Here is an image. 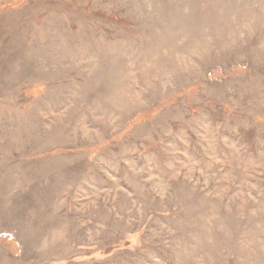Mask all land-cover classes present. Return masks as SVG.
<instances>
[{
	"label": "rangeland",
	"instance_id": "obj_1",
	"mask_svg": "<svg viewBox=\"0 0 264 264\" xmlns=\"http://www.w3.org/2000/svg\"><path fill=\"white\" fill-rule=\"evenodd\" d=\"M0 264H264V0H0Z\"/></svg>",
	"mask_w": 264,
	"mask_h": 264
},
{
	"label": "bare ground",
	"instance_id": "obj_2",
	"mask_svg": "<svg viewBox=\"0 0 264 264\" xmlns=\"http://www.w3.org/2000/svg\"><path fill=\"white\" fill-rule=\"evenodd\" d=\"M85 53V52H84ZM84 57H85V55H84ZM89 58V57H88ZM83 62V61H82ZM141 99V98H140ZM136 102V101H135Z\"/></svg>",
	"mask_w": 264,
	"mask_h": 264
}]
</instances>
